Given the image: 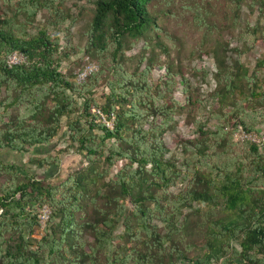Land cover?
<instances>
[{
	"label": "trees",
	"instance_id": "trees-1",
	"mask_svg": "<svg viewBox=\"0 0 264 264\" xmlns=\"http://www.w3.org/2000/svg\"><path fill=\"white\" fill-rule=\"evenodd\" d=\"M54 1L6 0L13 3L14 13L0 19V87L4 90L0 150L24 153L47 146L60 130L61 118L77 114L67 124L68 141L77 145L86 165L55 186L45 177L0 162V175L9 177L0 187V264H264V155L256 146H250L253 153L247 164L240 162L225 171L186 168L184 190L176 195L166 191L173 176L163 158L161 135L172 108L156 103L162 92L158 83H149L155 59L143 56L131 71L120 61L123 48L140 39L143 51L154 39L167 55L159 41L163 29L153 15L155 0L93 2L87 46L99 55L108 54L113 62L104 86L108 92L95 107L106 119L113 117L111 129L94 123L96 117L90 113L98 73L81 84L71 81L58 70L60 58L66 57L58 38L43 27L34 35L26 33L39 9L53 15V25L65 20L61 1ZM170 13L164 10L160 18ZM226 49L219 42L210 48L217 83L214 96L222 103L237 87H245L247 102H264V92L256 94L248 88L251 80L239 62H226ZM11 52L22 54L25 62L8 66ZM178 75L164 65L165 85ZM180 82L185 87L183 78ZM156 117L161 121L154 126L149 118ZM93 130L100 134H90ZM206 150L199 144L196 155L205 157ZM100 160L105 164L102 169L97 165ZM115 161L125 164L107 178ZM29 162L45 169L57 167L49 157ZM45 204L50 226L42 243L31 249L38 224L35 212ZM119 227L122 230L116 234ZM194 237L200 238L190 240Z\"/></svg>",
	"mask_w": 264,
	"mask_h": 264
},
{
	"label": "rangeland",
	"instance_id": "rangeland-1",
	"mask_svg": "<svg viewBox=\"0 0 264 264\" xmlns=\"http://www.w3.org/2000/svg\"><path fill=\"white\" fill-rule=\"evenodd\" d=\"M60 1V14L67 16L63 22L53 25V15L45 9H39L31 21L32 24L26 26V33L34 35L38 28L43 27L49 34L58 38L59 50L66 56L60 58L58 70L73 82L75 74L86 62L96 66L97 70L94 73H98L99 76L91 95L94 101L92 107L96 108L95 106L101 103L102 94L108 92L104 86L113 62L108 54L99 55L87 46L94 0L54 2L57 4ZM262 2L264 0H155L153 15L157 16L158 23L163 29L159 34V41L166 46L167 55L155 46V40L152 38L146 51L142 50V39L121 51L120 61L126 71L135 68L143 56H152L155 59L156 65L150 74L149 83H158L162 92V99L156 103L172 108L171 119L166 123V130L161 135L163 158L169 162V173L173 176L171 186L166 189L170 195H176L186 187V168L199 167L203 172L218 169L234 170L240 162L248 163L253 153L251 145L256 146L258 153L264 155V116L261 117V114L264 115L263 100H259V104L249 103L245 100L249 91L245 87L242 89L237 87L220 103L219 97L214 96L217 89L213 77L215 65L209 54L210 48L216 42L227 46L226 62L230 64L231 61L237 60L251 80L248 88H253L256 94H262L264 92ZM12 4L0 0V19L9 18L14 13L13 7L10 6ZM164 10L171 13L160 18ZM18 20L23 22L21 17H18ZM165 64H169L172 70H177L181 74L166 85L162 79ZM139 66L142 68L144 62ZM181 78L186 81L185 87L180 82ZM3 91L0 87L1 98L4 95ZM75 100L80 102L79 98ZM11 114L14 115L15 110H12ZM75 115L77 114L61 118L60 130L49 145L32 147L24 153L0 150V162L4 165L19 166L20 171L26 170L33 177H45L49 184L57 186L62 183L68 173L86 165L83 153L77 149L75 143L71 144L68 141L67 124L74 120ZM160 121V117L149 118V122L154 126ZM90 134L98 136L100 131L93 130ZM112 142L110 140L104 144L108 146ZM199 144L207 146L205 157L196 155V147ZM47 157L53 160L56 164L54 166L57 167L45 169L29 162L30 159ZM124 164V161H115L112 167L108 168L107 178H112ZM97 165L100 169L105 167L101 160ZM5 182H9V177L1 174L0 187ZM182 211L185 213L186 210ZM35 215L38 224L31 235L34 242L31 249L38 246L37 242L48 232L50 209L47 204L37 209ZM121 230L119 227L115 233L118 234ZM198 238L200 237L190 240ZM231 245L237 248L236 243L233 242Z\"/></svg>",
	"mask_w": 264,
	"mask_h": 264
},
{
	"label": "built area",
	"instance_id": "built-area-1",
	"mask_svg": "<svg viewBox=\"0 0 264 264\" xmlns=\"http://www.w3.org/2000/svg\"><path fill=\"white\" fill-rule=\"evenodd\" d=\"M25 62V57L17 52H11L7 58L6 63L8 66H17ZM96 66L93 63L86 62L85 65L77 71L75 74V82L77 84L83 83L88 76L96 71ZM90 113L96 117V122L103 124L106 128H112L113 117L110 115V119H106L98 109L91 107Z\"/></svg>",
	"mask_w": 264,
	"mask_h": 264
}]
</instances>
